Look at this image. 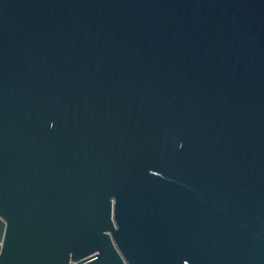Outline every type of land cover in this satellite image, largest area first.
<instances>
[{"label":"water","instance_id":"95a60500","mask_svg":"<svg viewBox=\"0 0 264 264\" xmlns=\"http://www.w3.org/2000/svg\"><path fill=\"white\" fill-rule=\"evenodd\" d=\"M0 264H264V0H0Z\"/></svg>","mask_w":264,"mask_h":264}]
</instances>
